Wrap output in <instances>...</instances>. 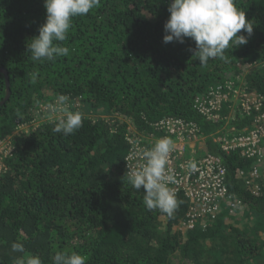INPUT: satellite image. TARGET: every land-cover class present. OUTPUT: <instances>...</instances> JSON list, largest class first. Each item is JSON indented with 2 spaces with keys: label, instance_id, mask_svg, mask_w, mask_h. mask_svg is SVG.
Instances as JSON below:
<instances>
[{
  "label": "trees",
  "instance_id": "1",
  "mask_svg": "<svg viewBox=\"0 0 264 264\" xmlns=\"http://www.w3.org/2000/svg\"><path fill=\"white\" fill-rule=\"evenodd\" d=\"M169 3L101 0L72 19L61 42L69 55L41 62L31 59L27 43L46 22L44 0H0V66L11 89L1 104L7 80L0 71V140L9 138L14 147L0 174V264L33 255L52 264L57 251L87 255V264H264V187L256 195L240 176L254 160L241 150H220L212 137L224 128L245 133L257 111L243 114L232 100L218 118L195 108L198 96L227 90L225 82L233 80L262 94L264 109V0H236L253 34L207 66L189 51L195 48L190 38L163 42ZM61 95L84 105L83 127L68 136L53 133L58 118L38 112ZM91 112L118 113L149 132L164 117L196 122L207 136L205 150L222 156L228 191L242 205L224 206L217 220L193 230L181 225L189 210L183 192L173 218L147 210L143 189L125 177L128 123L117 120L112 132ZM13 242L23 243L25 252H13Z\"/></svg>",
  "mask_w": 264,
  "mask_h": 264
},
{
  "label": "built area",
  "instance_id": "2",
  "mask_svg": "<svg viewBox=\"0 0 264 264\" xmlns=\"http://www.w3.org/2000/svg\"><path fill=\"white\" fill-rule=\"evenodd\" d=\"M222 87L210 89L204 96H198L195 100V108L208 118H218L221 106L232 100L234 106L239 107L243 114H250L256 110L254 125L247 126L245 133L228 134L226 128L212 135L214 142L220 150L230 153L241 150L244 155L253 158L251 168L241 169L240 176L244 178L246 185L259 195L264 187V109L263 95L250 91L243 82L228 80ZM67 106L72 111L82 109L81 99L76 102L67 101L66 105L59 100L51 103H41L38 112L44 116L58 118L62 115V108ZM83 110V109H82ZM88 115L89 111H85ZM92 114V112H91ZM93 117L106 120L111 124V131L116 127L112 125L117 120L128 123V131L125 140L129 144V151L125 158L127 170L138 169L145 163L143 152L151 148L159 138L168 136L175 142L174 150L169 154L168 168L173 188L177 195L183 192L189 201V210L182 221V227L193 230L199 226L206 228L217 220L218 215L228 206L231 211L237 210L242 205L234 195L230 194L227 187V167L221 155L205 150L207 136L196 122H188L183 118L164 117L151 123L154 130H140L130 118L118 113L92 114ZM40 123L42 120H37ZM29 126L22 124L21 129ZM19 128V129H20ZM14 147L9 138L0 140V174L4 173L8 166L5 158L11 155ZM196 162L198 170L192 172L190 162Z\"/></svg>",
  "mask_w": 264,
  "mask_h": 264
},
{
  "label": "clouds",
  "instance_id": "3",
  "mask_svg": "<svg viewBox=\"0 0 264 264\" xmlns=\"http://www.w3.org/2000/svg\"><path fill=\"white\" fill-rule=\"evenodd\" d=\"M100 4L101 0H44L46 22L40 26L39 34L27 43L31 59L51 62L68 56L69 48L62 46L61 42L67 39L72 19L86 16ZM168 11L170 16L164 25L166 34L163 42L184 43L186 38H190L195 42V48L189 51L202 66H207L210 59H226L225 51L231 46L246 45L254 31L253 23L246 18L245 11L237 7L236 0H170ZM241 30L247 35H238ZM68 99L64 95L58 98L63 105ZM83 120V113L65 106L52 131L65 136L74 134L83 127ZM174 148L175 142L171 137L157 139L151 148L143 152L145 163L138 169L128 166L125 175L134 189H143V203L147 210H159L169 218L174 217L183 203L175 190L169 187V154ZM189 168L192 172L197 171V163L190 162ZM11 247L13 252H25L21 242H13ZM87 261V255L75 251H57L52 257V264H87ZM15 264H43V261L36 255L27 259L21 256L16 258Z\"/></svg>",
  "mask_w": 264,
  "mask_h": 264
},
{
  "label": "water",
  "instance_id": "4",
  "mask_svg": "<svg viewBox=\"0 0 264 264\" xmlns=\"http://www.w3.org/2000/svg\"><path fill=\"white\" fill-rule=\"evenodd\" d=\"M0 71L4 72L6 75V80H7V94L5 96V98L3 99V101L1 102V104H3L5 101H7L10 97V93H11V89H10V79H9V75H8V71L5 67L0 66Z\"/></svg>",
  "mask_w": 264,
  "mask_h": 264
},
{
  "label": "rangeland",
  "instance_id": "5",
  "mask_svg": "<svg viewBox=\"0 0 264 264\" xmlns=\"http://www.w3.org/2000/svg\"><path fill=\"white\" fill-rule=\"evenodd\" d=\"M86 104H85V111H87L88 110V108H86ZM84 107V106H83ZM82 109H84V108H82ZM80 110V109H79ZM80 112H82V110L80 111Z\"/></svg>",
  "mask_w": 264,
  "mask_h": 264
}]
</instances>
